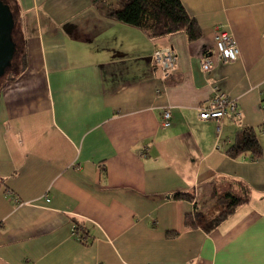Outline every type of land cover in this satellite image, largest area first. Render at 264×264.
<instances>
[{"label": "crops", "instance_id": "obj_1", "mask_svg": "<svg viewBox=\"0 0 264 264\" xmlns=\"http://www.w3.org/2000/svg\"><path fill=\"white\" fill-rule=\"evenodd\" d=\"M180 2L194 42L114 20V0H12L23 60L0 82V264H264V0ZM215 28L240 58L203 74ZM166 47L164 82L153 54ZM213 90L239 118L199 119ZM241 128L255 162L226 154ZM227 191L248 201L210 233L185 225Z\"/></svg>", "mask_w": 264, "mask_h": 264}, {"label": "trees", "instance_id": "obj_2", "mask_svg": "<svg viewBox=\"0 0 264 264\" xmlns=\"http://www.w3.org/2000/svg\"><path fill=\"white\" fill-rule=\"evenodd\" d=\"M94 4L103 0H91ZM11 10L14 29L12 39L16 46L15 59L20 57L21 44L17 35V12L12 6V0H3ZM115 7H109L106 14L114 20L142 31L150 38H162L176 33H184L188 42H194L202 36L194 18L185 10L180 0H114ZM226 154L231 158L244 156L255 162L262 157L263 150L258 142L256 132L252 128H241L237 133L236 142L231 145ZM174 200L193 201L191 193L176 192L171 196ZM214 203L210 210L200 211L194 203V212L185 217L187 227H199L204 232H212L222 221L229 217L237 207L248 201L247 196H237L232 192L212 195ZM75 233L84 239V231L79 222L74 220Z\"/></svg>", "mask_w": 264, "mask_h": 264}, {"label": "built area", "instance_id": "obj_3", "mask_svg": "<svg viewBox=\"0 0 264 264\" xmlns=\"http://www.w3.org/2000/svg\"><path fill=\"white\" fill-rule=\"evenodd\" d=\"M215 47L212 52L205 55L200 61V68L203 74H209L214 62L228 64L240 58V50L234 35L224 29L215 28L214 30ZM154 68L162 73V81H166L174 72L176 55L171 47H166L154 52ZM198 117L200 120H213L220 122L226 118H239L240 110L235 100L230 99L226 94L213 90L211 99L199 109ZM171 113L165 110L162 113L160 124L167 126L170 124Z\"/></svg>", "mask_w": 264, "mask_h": 264}, {"label": "water", "instance_id": "obj_4", "mask_svg": "<svg viewBox=\"0 0 264 264\" xmlns=\"http://www.w3.org/2000/svg\"><path fill=\"white\" fill-rule=\"evenodd\" d=\"M14 20L10 8L0 0V82L11 69L16 46L12 39Z\"/></svg>", "mask_w": 264, "mask_h": 264}, {"label": "rangeland", "instance_id": "obj_5", "mask_svg": "<svg viewBox=\"0 0 264 264\" xmlns=\"http://www.w3.org/2000/svg\"><path fill=\"white\" fill-rule=\"evenodd\" d=\"M3 2V0H1ZM4 3V2H3ZM5 4V3H4ZM12 65L16 64V59L14 58L13 61L11 62Z\"/></svg>", "mask_w": 264, "mask_h": 264}]
</instances>
